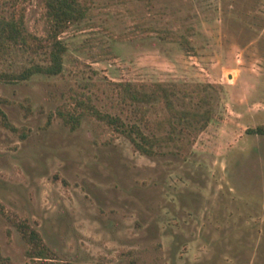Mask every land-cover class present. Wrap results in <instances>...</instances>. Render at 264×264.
Masks as SVG:
<instances>
[{"label": "rangeland", "instance_id": "obj_1", "mask_svg": "<svg viewBox=\"0 0 264 264\" xmlns=\"http://www.w3.org/2000/svg\"><path fill=\"white\" fill-rule=\"evenodd\" d=\"M11 4L46 35L43 0H0ZM92 4L62 34L63 74L0 81V108L19 128L0 125V264H41L21 222L65 264H264V135L248 131L264 125V0ZM27 61L0 57V69ZM123 81L179 94L203 84L215 116L181 153L164 145L149 156L94 117L71 129L56 114L86 92L149 134L168 132L164 110L141 121L121 101Z\"/></svg>", "mask_w": 264, "mask_h": 264}, {"label": "trees", "instance_id": "obj_2", "mask_svg": "<svg viewBox=\"0 0 264 264\" xmlns=\"http://www.w3.org/2000/svg\"><path fill=\"white\" fill-rule=\"evenodd\" d=\"M43 1L48 23L45 36L36 35L28 28L24 8L15 4L0 6V57L4 60L15 59L19 55L28 57L27 63L18 68L10 65L11 67L0 69V81L13 83L29 80L38 74L47 77L63 74L68 45L62 34L91 15L93 0ZM117 85L121 101L133 106L140 113L141 121H145L149 107L161 109L165 111V115L158 121L159 125H168L170 130L164 134H149L141 124L127 122L119 115L101 110L86 92L75 93L74 101L70 105L58 106L56 114L71 129H76L85 116L94 117L125 135L138 151L149 156L156 155L164 145H172L177 148V153H181L185 149V135L203 131L215 116V105L209 89L200 83L190 90L182 89V94L174 86L164 82L147 84L123 81ZM0 125L11 131L19 130L1 108ZM248 131L264 135V125ZM22 135L26 136L25 133ZM16 226L30 245L27 254L31 258L38 259L41 264H65L45 244L36 229L24 222L17 223ZM1 263L10 264L8 258H3Z\"/></svg>", "mask_w": 264, "mask_h": 264}]
</instances>
